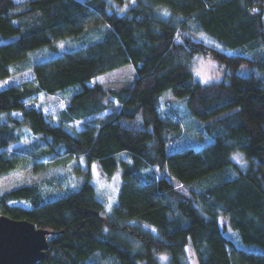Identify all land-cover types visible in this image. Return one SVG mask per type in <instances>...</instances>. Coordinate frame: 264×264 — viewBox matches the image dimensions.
I'll return each instance as SVG.
<instances>
[{
  "label": "trees",
  "instance_id": "trees-1",
  "mask_svg": "<svg viewBox=\"0 0 264 264\" xmlns=\"http://www.w3.org/2000/svg\"><path fill=\"white\" fill-rule=\"evenodd\" d=\"M60 41L69 46L59 50ZM46 46L54 54L28 64L32 78L0 89V175L82 157L107 175L120 165L122 182L107 214L89 170L53 199L40 183L1 193L0 215L49 231L34 264H158L162 253L188 264V244L197 264H264V0H0V81ZM199 53L225 65L222 80L195 78ZM127 65L132 84L110 94L119 109L71 126L111 106L95 78ZM166 92L206 122L210 142L166 151L181 126L177 110L159 106ZM64 93L55 124L33 105Z\"/></svg>",
  "mask_w": 264,
  "mask_h": 264
},
{
  "label": "rangeland",
  "instance_id": "rangeland-1",
  "mask_svg": "<svg viewBox=\"0 0 264 264\" xmlns=\"http://www.w3.org/2000/svg\"><path fill=\"white\" fill-rule=\"evenodd\" d=\"M14 1L20 2L22 0ZM133 1L134 0H128V3L131 4ZM127 7L128 5H124L122 10L125 11ZM67 46H69V42L67 41H60L57 43L59 50H63ZM52 54H54V52L50 51L47 46L35 49L28 53L26 66L21 64L16 68L17 71L13 72V74H11L7 79L1 80L0 89L11 82L15 83L24 79L32 78V71L28 68V64L34 61H42ZM241 67L242 70L246 69V65H242ZM226 70L225 65L215 60L209 53H199L194 56L192 61L193 74L195 78L203 84H209L222 80L226 74ZM133 79L134 71L130 65L110 71L95 78V83L100 84L105 91L104 100L108 101L111 106L102 113L74 121L71 123V126L81 128L83 123L95 117L103 118L111 111L118 110L119 105L117 102L112 100L110 95L111 91H117L131 85ZM69 97V93L56 95L42 94L39 96L38 100L33 103V105L37 109L41 110L49 121L55 124L58 122L59 112L66 107ZM183 101V99L173 96L171 92H166L159 98V106H169L171 109L177 110L181 122L179 135L172 140L171 146H167L166 151L168 153L181 150L185 147H200L212 140L202 131V126L206 122L202 123L199 119L190 117L187 114L185 103ZM30 141H32V139L12 144L8 146L6 150L9 152L23 150ZM234 156H238V160L234 159V161L240 167L239 169H243L246 166V159L243 157L242 152L235 151L232 154V159ZM86 170H89L91 173V183L94 186L97 198L103 204L104 213H109L117 202V196L122 182V168L118 165L114 172L107 175L102 171L97 162L87 163L82 157L76 160H68L62 165L52 166L37 172H33L32 167L27 165L26 167L19 168L14 172L2 174L0 175V194L22 185L40 183L44 187L42 190L46 197L53 199L63 195L64 192H67V190H77L84 178ZM156 172L158 176H164L167 178V180L181 194H188L186 188L167 171L158 170ZM219 223L226 225V220L220 219ZM229 232L230 230L228 229L227 233ZM233 234V241L236 242L238 246L242 245L237 233L233 232ZM185 252L188 264H197L195 254L189 244L186 246ZM168 257L169 256L166 253L158 255V264H167Z\"/></svg>",
  "mask_w": 264,
  "mask_h": 264
},
{
  "label": "water",
  "instance_id": "water-1",
  "mask_svg": "<svg viewBox=\"0 0 264 264\" xmlns=\"http://www.w3.org/2000/svg\"><path fill=\"white\" fill-rule=\"evenodd\" d=\"M49 231L25 219L0 215V264H34L48 248Z\"/></svg>",
  "mask_w": 264,
  "mask_h": 264
},
{
  "label": "snow or ice",
  "instance_id": "snow-or-ice-1",
  "mask_svg": "<svg viewBox=\"0 0 264 264\" xmlns=\"http://www.w3.org/2000/svg\"><path fill=\"white\" fill-rule=\"evenodd\" d=\"M165 15H167V13H165ZM233 159H237L238 160V156H234Z\"/></svg>",
  "mask_w": 264,
  "mask_h": 264
}]
</instances>
